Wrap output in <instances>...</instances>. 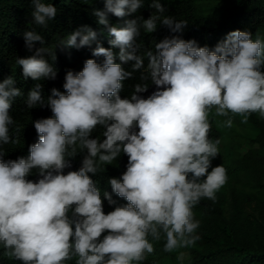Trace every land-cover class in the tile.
Returning a JSON list of instances; mask_svg holds the SVG:
<instances>
[{
    "label": "clouds",
    "instance_id": "9594fccd",
    "mask_svg": "<svg viewBox=\"0 0 264 264\" xmlns=\"http://www.w3.org/2000/svg\"><path fill=\"white\" fill-rule=\"evenodd\" d=\"M33 2V23L47 28L57 8ZM103 3L94 15L114 37L110 44L119 49L120 63L110 48L98 44L92 55L103 61L88 59L81 71L68 70L64 92L52 88L45 100L42 84H35L27 107H47L52 116L34 121L38 141L29 146L27 158L3 159L2 145L16 143L9 136L15 123L9 109L23 93L11 76L0 82V246L22 264H143L162 237L165 252L194 245L200 221L193 209L202 198L215 200L228 181L223 165L212 167L220 140L209 138L210 114L214 110L215 116L226 117L223 124L229 128L236 116L241 123L254 113L264 118V39L259 34L253 39L248 31L234 30L210 50L184 40L188 21L164 15L160 0H152L156 11L148 19L126 20L124 27L111 26L108 14L129 16L144 0ZM158 23L174 35L137 54L141 29L153 33ZM96 39L97 32L85 25L56 47L79 49ZM24 40L29 51L44 42L35 29L26 31ZM45 53L56 60L55 51L46 48L16 59L25 79H56ZM145 57L141 82L122 98L124 82L145 67ZM129 62L131 71L123 67ZM149 81L155 90L144 98L140 94L148 91ZM98 127L102 140L90 138ZM85 150L81 167L64 174L72 166L69 158ZM121 153L128 157L126 171L108 183L128 203L105 214L89 173L103 172ZM33 170L36 181L27 178ZM104 198L115 203L107 192Z\"/></svg>",
    "mask_w": 264,
    "mask_h": 264
},
{
    "label": "trees",
    "instance_id": "16d2710c",
    "mask_svg": "<svg viewBox=\"0 0 264 264\" xmlns=\"http://www.w3.org/2000/svg\"><path fill=\"white\" fill-rule=\"evenodd\" d=\"M51 3L57 8L56 17L48 22L47 28L36 26L31 15L34 10L33 0H0V82L8 77L15 80L14 87L23 95L13 99L9 115L14 124L9 126V136L16 143L2 145L5 155L3 159L17 160L29 156V146L38 141L34 121L52 116L50 109L39 106L29 109L27 96L36 83L42 84V96L46 100L51 89L64 92V77L68 70L79 72L88 59L102 62L104 57H95L93 50L99 44L110 48L116 54L115 62L120 63L118 48H112L110 41L114 39L103 25L97 23L95 10H103V0H41ZM152 0H144L143 6L134 14L118 18L108 14L109 24L124 27L126 20L143 17L148 19L156 10L150 7ZM165 8L164 15L176 20H187L188 25L182 33L184 40H195L201 47L210 50L222 42L227 34L234 30L248 31L253 39L259 34L264 39V0H160ZM89 26L97 32V39L91 46L82 48L65 47L62 51L56 47L58 42L66 39L82 26ZM35 29L43 37V44L36 42L29 51L25 46L24 33ZM174 35L165 26L158 23L153 33L141 35L137 43L141 48L137 54L143 55L147 50H154L155 43L165 37ZM46 48L55 51L53 61L47 53L44 58L57 70L55 80L42 79L33 81L25 79L22 68L16 64L17 58H27L35 54L36 49ZM148 60L144 59V68L133 73V77L124 82L120 95L129 97L133 86L140 83V76L145 73ZM132 62L124 64L125 70H132ZM264 71V68H262ZM155 86L149 81L148 91L141 93L147 98ZM209 119L212 130L210 139H219L220 154L212 160V167L223 165L227 169L228 181L216 192L215 200L202 198L193 209L195 219L200 221L196 235L200 238L192 246L179 248L171 253L164 251V239L154 242L155 251L147 257L143 264H264V118L252 114L247 123H241V117L233 118L232 127H226V117H217L213 112ZM103 129L98 127L90 138L99 137ZM84 152H78L71 160L69 171H77L82 164ZM128 157L121 153L111 165H105L103 172L93 175L91 179L100 189L103 210L107 214L115 207L125 206L126 199L118 197L108 183L110 178H120L126 171ZM211 168H209V172ZM36 181L39 176L36 170L27 177ZM111 195L114 204H109L104 193ZM105 232L103 235H107ZM102 239V237H101ZM183 253V258L178 259ZM0 264H22L21 261L4 255L0 246ZM67 264H75L68 261Z\"/></svg>",
    "mask_w": 264,
    "mask_h": 264
}]
</instances>
